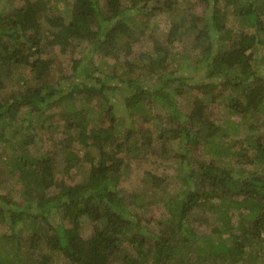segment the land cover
I'll list each match as a JSON object with an SVG mask.
<instances>
[{"label": "trees", "instance_id": "1", "mask_svg": "<svg viewBox=\"0 0 264 264\" xmlns=\"http://www.w3.org/2000/svg\"><path fill=\"white\" fill-rule=\"evenodd\" d=\"M200 1L205 9L197 20L181 11L164 34L167 46L188 36L200 49L193 61L179 53L175 72L168 71L174 54L150 33V18L171 15L177 1L127 0L123 7L120 0H71L68 20L52 12L46 0L0 9V91L2 77L15 66L29 68L32 75V80L19 78L23 82H16V90L0 99V184L16 172L20 188L16 200L0 192V218L16 226L10 234L13 259L0 256V264H264V175L242 174L240 168L238 173L198 153L199 145H210L222 158L251 149L264 163V133L258 132L264 127V69L258 68L252 52L264 46V0ZM190 21L197 29L193 35L186 32ZM43 22L51 28L47 32ZM43 37H50L47 44L58 45L62 52L71 38L88 40L87 55L71 60L73 73L65 86L52 79L53 58L43 57ZM143 37L151 39L152 51L128 60L132 44ZM120 53V65L126 67L117 76L119 83L110 86L93 58L96 54L119 60ZM180 68L202 75L197 80L195 75L177 74ZM125 87L132 91L123 97L119 115L109 90ZM190 89L198 95L185 111L177 97ZM217 96L226 110L248 122L244 150L231 149L236 147V125L228 120L217 124L206 116V101ZM95 98L98 110L91 111L95 127L90 130V118L80 116V106L73 101ZM156 105L166 119L157 136L178 144L173 156L180 165V190L165 202L163 218L153 223L143 222L122 196L117 177L126 160L142 148L139 137L144 133L145 144L151 142L152 134L141 125L152 120ZM60 106L65 128L78 130L74 138L68 134L65 143L77 139L80 148L92 147L96 155L84 149L80 156L60 141L64 156L57 171L59 147L52 144L59 143L42 144L35 132L41 123L36 127L35 120ZM48 119V130L54 131L56 122ZM37 141L39 149H32ZM83 160L89 162L87 176L66 183L63 175ZM81 217L91 225L88 233V225L80 228Z\"/></svg>", "mask_w": 264, "mask_h": 264}, {"label": "rangeland", "instance_id": "2", "mask_svg": "<svg viewBox=\"0 0 264 264\" xmlns=\"http://www.w3.org/2000/svg\"><path fill=\"white\" fill-rule=\"evenodd\" d=\"M68 1L71 0H46L47 5L49 6L50 10L55 13L63 14L64 19L68 20L69 15L66 12V8L68 6ZM127 0H120L121 6H128L126 5ZM177 1L178 8L175 9L171 15L168 14H157L150 18V24L153 31L152 36L155 37L156 40L162 41L164 38V34L167 32L170 26L171 19L178 20L181 11H184L186 14L193 15L192 20L195 21L198 19V15H202L205 9L204 2L200 0H174ZM25 0H0V9L2 11H11L15 8L21 6ZM190 5V6H189ZM134 12V11H133ZM132 13V12H130ZM190 21L187 25L190 27L187 28L188 33L192 35L196 32V28L192 25ZM194 24V23H193ZM229 26L232 25L230 22ZM235 27L241 28L242 25L239 22H235ZM42 29L47 32L48 29H51L47 26L46 22H43ZM151 30V29H150ZM251 30H247L246 32H250ZM190 34V35H191ZM50 38V37H49ZM49 38L43 37L42 43L44 45V54L45 56H50L53 58L51 76L54 80H59L65 86L68 83V77L73 73L71 60L78 59L79 57L83 56L89 50L88 40L81 39V38H71L70 45L66 48L64 52H62L58 45L49 46L47 44ZM163 45V41L161 42ZM167 46V45H165ZM132 56L127 57L128 60L131 59L135 61L136 59L140 58L139 54L142 53H149L152 51V41L150 38H139L132 44ZM168 50L174 54L175 60L169 64L168 71L175 72L177 69L180 59L177 60L178 54L183 53L185 54L190 60L193 61L195 56L199 54L200 49L194 45V42L191 41V38L188 36H184L181 41L177 40L173 42V44H169L167 46ZM253 57L257 59L258 68L263 70L264 69V46L253 48ZM96 55V54H95ZM94 55L93 62L99 69L102 71L101 76H107V82L110 86H116L118 84L117 76L121 73L123 68L126 65H120V62L124 60L122 54L120 53V59L116 60V58L106 57L104 55H98L96 57ZM127 60V59H126ZM124 63V62H123ZM147 72L146 70L142 71ZM177 74H188L189 76L195 75L196 79L198 80L202 74L197 71H192L188 68H180L177 71ZM5 74L3 79V86L4 88L0 91V99H4L9 95L11 90H16V82H23L25 80H32V75L30 74V69L26 67H14L11 69V72L8 76ZM23 77L22 80L19 78ZM112 77L114 82L109 79ZM79 80V77H76ZM75 78V80H76ZM152 80L151 82H153ZM150 86V85H145ZM132 90L128 88L122 89H115L109 90L108 98L111 102L115 104V111L119 115L122 114V99L124 96L131 93ZM186 95V96H185ZM184 96L177 97L178 105H182L185 111H188L190 108V104L188 101H191L193 96L195 97L198 95L196 91L190 89ZM77 99V98H76ZM79 99V98H78ZM82 100V99H81ZM97 98L92 101L88 100H74L73 103L76 107H78V112L80 116L89 117V129H93L95 127L94 118L91 116V111L98 110V102ZM207 102V106H205L206 116L209 119H212L217 124L226 125L225 120H228L227 124H234L236 125V134L232 137V139H236V147L231 148L233 151L236 148L244 147L245 143L243 141L244 136L249 132L248 122H245L244 119L237 115L232 114L225 107L219 100V96L213 102ZM152 102L148 103L147 106L150 107ZM159 105H156L153 108V118L152 120L148 121L147 123H143L141 127L146 129L147 132L152 134L151 142L149 144H145L144 141V133L139 137L138 144L142 147L140 151H137L135 156L131 159H127L125 164L122 166L120 170V175L117 177V187L120 190L122 196L126 199V201H130L133 205V208L138 212L140 217H143V222L150 221L155 223L157 220L163 218L162 216L167 211V203H165L169 198L174 197L178 194L180 190V182L178 175L180 173V165L177 162V159L173 156L176 151H178V144L177 141L174 140H165L164 138H160L157 136L158 133L164 131L165 127V116L164 110L158 108ZM60 107L52 108L51 110L45 111L43 115H39L40 118L35 120L37 123L36 127L40 125L42 129L35 130V132L39 133L42 136V144H50L51 141H60L64 142L63 146L67 147V150L75 151L76 154L82 156L84 149L88 150L89 154L96 155V151L93 150L92 147L89 148H80V142L77 139H74V134L76 135L75 128H65L63 124V119L60 118ZM102 117L103 113L101 112ZM48 118L52 117L56 122V126L54 127V131H49L48 126L50 125V120L44 118L46 116ZM42 121V122H41ZM128 123V122H127ZM233 128V129H235ZM80 129V128H79ZM264 133V127H260L259 131ZM68 134H70L73 138L72 141H68L65 143V140L68 139ZM122 137V136H121ZM39 142L35 145L30 146L32 149L38 148ZM58 148L57 152V163L54 166V170H59L62 167V157L64 156V152L62 150L61 143L57 145L52 144V148ZM208 150V151H207ZM244 150V149H243ZM3 150H0L2 153ZM198 153L202 156V158L206 161L212 160L213 162L220 164H229V166H233L234 169L239 170L242 174H245L249 171H256L261 175H264V163H261L258 159H255L253 151L250 149L247 151L246 154H241L240 152L232 155L231 153L228 157H220L219 154L213 153V150L210 148V145L204 148L202 145H199ZM11 154V152H8ZM220 157V159H219ZM89 168L88 161H78V163L71 169V171L65 175L63 178L66 183H78L84 180L87 176ZM240 168V169H239ZM12 171H14L12 169ZM243 171V172H242ZM154 176L155 182L150 181L149 174ZM61 172H57L56 176L60 177ZM19 185L16 181V172H11L5 176V183L0 184V192L6 193L10 198L16 200L19 199ZM137 195V198L134 199ZM135 200V201H134ZM80 228L87 230L85 233H88L90 230L91 225L86 223L85 217H81L80 219ZM16 229V226L12 225L11 223L7 222L5 219L0 218V256L3 258L8 257L13 259L12 256V244L10 239V234L12 231ZM22 244V242H21ZM22 248L25 249L24 245ZM59 257L56 258L58 262ZM57 264H65L63 260H59Z\"/></svg>", "mask_w": 264, "mask_h": 264}]
</instances>
